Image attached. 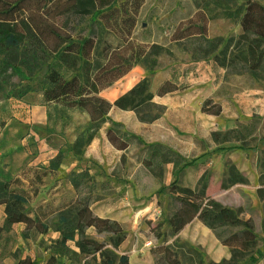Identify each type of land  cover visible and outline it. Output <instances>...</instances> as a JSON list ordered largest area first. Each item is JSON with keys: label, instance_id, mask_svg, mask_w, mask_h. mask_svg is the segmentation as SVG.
I'll use <instances>...</instances> for the list:
<instances>
[{"label": "rangeland", "instance_id": "obj_1", "mask_svg": "<svg viewBox=\"0 0 264 264\" xmlns=\"http://www.w3.org/2000/svg\"><path fill=\"white\" fill-rule=\"evenodd\" d=\"M260 2L264 5V0ZM201 5V0H142L132 38L162 45L168 54L160 57L154 73L147 74L144 66L137 64L101 93L112 100V91L120 90L129 80L134 85L146 75L153 93L166 79L186 85L183 90L154 98L163 110L153 121H141L140 116H153L155 109L141 114L113 109L109 121L94 131L84 111L44 102L39 72L24 96L0 98V180H11L12 186L18 180L16 187L30 193L31 216L39 205L56 207L79 193L93 200L90 207L94 214L119 220L127 238L118 253L126 254L131 264H157L161 254L153 250L160 245L168 246L179 264H221L229 258L228 249L196 219L174 236L164 224L160 229L165 235L156 238L153 228L172 209L164 189L175 178L171 163H161L159 156L151 159L147 145L159 143L193 162L181 172L179 184L194 188L199 180H205L206 195L226 207L241 209V217L251 220L258 246L264 247V200L256 192L261 187L264 163V78L255 80L247 73L225 71L210 58L197 60L186 38L174 39L176 29L200 23ZM239 32V24L226 18L207 23L209 38L225 39ZM10 82L16 85L18 80L13 76ZM208 98L221 103L219 115L201 112ZM109 127L118 139L116 144H124V149L108 138ZM236 128L242 131L228 133ZM56 161L58 168L50 169ZM229 164L246 177V184L222 187ZM74 179L80 184L78 190L71 183ZM3 218L0 205V228ZM23 228L16 224L9 231L0 229V264H49L52 234L30 232L25 236ZM88 233L95 235L93 230ZM54 264H69V260L57 257ZM241 264H264V257Z\"/></svg>", "mask_w": 264, "mask_h": 264}, {"label": "trees", "instance_id": "obj_2", "mask_svg": "<svg viewBox=\"0 0 264 264\" xmlns=\"http://www.w3.org/2000/svg\"><path fill=\"white\" fill-rule=\"evenodd\" d=\"M142 0H0V98H20L30 91V81L37 72L42 74V97L47 104H58L68 109L84 111L94 131L109 121V112L115 108L141 114L142 110H157L153 116H140L141 121H153L163 107L153 102L148 75L141 77L126 92L108 101L101 92L125 76L135 65L141 64L147 74L159 67V59L168 49L157 43L145 44L132 38ZM198 13L200 23H191L176 29V41L187 39L191 55L197 60L210 58L225 71L247 73L251 78H264V5L260 0H201ZM222 17L240 26L236 36L227 38L207 36L210 19ZM116 39L117 41H115ZM16 77L17 84L10 82ZM12 88L7 89V87ZM20 86V87H16ZM187 86L164 80L156 94L183 90ZM211 103V106L206 105ZM201 112L219 115L221 104L208 98ZM112 125H116L111 122ZM244 125L243 127H246ZM90 132L88 140L94 134ZM242 131V130H241ZM240 131V132H241ZM113 129L106 135L116 144ZM238 128L228 133H240ZM217 134H213L216 137ZM119 143V142H117ZM151 159L160 157L161 163H171L174 180L165 187L171 211L154 228L156 238L165 235L161 226L167 225L170 235H177L194 219L210 229L221 245L229 251V258L221 264L254 262L264 257V247L258 246V237L251 220L241 217V209H232L206 195L207 182L200 180L194 188L179 184L178 177L192 161H185L176 152L159 143L147 145ZM165 150L162 152V150ZM58 161L49 165L58 168ZM222 187L246 184L247 179L233 164L228 165ZM46 172L43 173L45 175ZM261 187L257 195L264 200V163L260 175ZM16 186L18 180H14ZM78 190L80 184L72 180ZM11 185V180H0V205L3 206V224L9 231L23 224V234L30 232L51 238L53 255L66 257L69 264H131L128 256L118 253L127 232L122 225L108 217L93 213L90 198L76 197L56 207L48 204L36 207L30 215L31 195ZM33 190V196L36 195ZM264 231V219L261 221ZM93 230L95 235H90ZM98 237H101L99 239ZM163 264H179L168 246H157ZM157 260V264L160 263ZM159 261V262H158ZM22 264H26L25 261Z\"/></svg>", "mask_w": 264, "mask_h": 264}, {"label": "crops", "instance_id": "obj_3", "mask_svg": "<svg viewBox=\"0 0 264 264\" xmlns=\"http://www.w3.org/2000/svg\"><path fill=\"white\" fill-rule=\"evenodd\" d=\"M131 70H132V69H131ZM129 72H130V71H129ZM127 74H128V73H127ZM162 82H163V81H162ZM162 82H161V83H162ZM161 83H160V84H161ZM160 84H159V85H160ZM159 85H158V86H159ZM158 86H157V88H158ZM157 88H156V90H155V93H153V92L151 91V92L154 94L153 101H154V98H155V97H157V98H163V97H164L165 95H167V94H170V93H174V92L180 91V90H177V91H173V92L166 93V94H164V95H162V96H158V95L156 94ZM106 89H107V88H106ZM106 89H105V90H106ZM105 90H103V91H105ZM103 91H102V92H103ZM102 92H101V93H102ZM101 96H102V95H101ZM118 96H119V95H118ZM118 96H117V97H118ZM103 97H104V96H103ZM104 98L107 99L106 97H104ZM115 98H116V97H115ZM115 98H114V99H115ZM114 99H112V100L107 99V100H108V101H113ZM219 103H220V102H219ZM220 104H221V103H220ZM113 109H114V110H118V109H115V108H113ZM113 109H111V110H113ZM96 215L99 216V217H104V216H100V215H98V214H96ZM116 220H117V222L119 221L118 219H116ZM116 220H115V221H116ZM119 223H120V222H119ZM55 236H56V234H53V237H55ZM122 245H123V244H122ZM122 245H121V247H122Z\"/></svg>", "mask_w": 264, "mask_h": 264}, {"label": "bare ground", "instance_id": "obj_4", "mask_svg": "<svg viewBox=\"0 0 264 264\" xmlns=\"http://www.w3.org/2000/svg\"><path fill=\"white\" fill-rule=\"evenodd\" d=\"M131 85H132V80L127 81V83L120 90H114V91H112V93H110L109 97L113 99L114 97H116V95L119 92L128 89Z\"/></svg>", "mask_w": 264, "mask_h": 264}]
</instances>
